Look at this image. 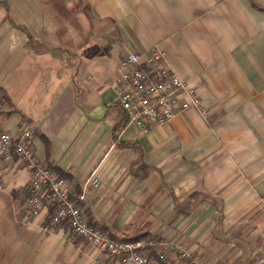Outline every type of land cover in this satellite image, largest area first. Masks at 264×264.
Here are the masks:
<instances>
[{"label":"crops","instance_id":"obj_1","mask_svg":"<svg viewBox=\"0 0 264 264\" xmlns=\"http://www.w3.org/2000/svg\"><path fill=\"white\" fill-rule=\"evenodd\" d=\"M154 48L206 117L187 110L146 131L127 121L119 63ZM0 127L28 130L74 197L96 171L100 186L77 204L109 238L163 226L201 264H264V0H0ZM0 178V264H119L27 216L15 158H0Z\"/></svg>","mask_w":264,"mask_h":264},{"label":"built area","instance_id":"obj_2","mask_svg":"<svg viewBox=\"0 0 264 264\" xmlns=\"http://www.w3.org/2000/svg\"><path fill=\"white\" fill-rule=\"evenodd\" d=\"M163 60V52L154 48L144 59L131 52L119 63V77L114 87L117 103L127 121L142 131L168 123L187 110L207 116L196 89L165 67ZM0 158L3 161L15 158L28 170L25 210L28 217L45 214L43 231L66 226L72 235L81 238L106 258H118L119 264H157L141 241L109 238L88 224L82 215L77 202L83 200L89 188L100 186L96 171L84 181L81 195L72 196L63 179L35 156L28 130L23 131L19 138H13L0 127ZM2 187L0 178V189ZM190 264L201 263L191 258Z\"/></svg>","mask_w":264,"mask_h":264},{"label":"rangeland","instance_id":"obj_3","mask_svg":"<svg viewBox=\"0 0 264 264\" xmlns=\"http://www.w3.org/2000/svg\"><path fill=\"white\" fill-rule=\"evenodd\" d=\"M166 228L163 226H157L155 227L154 231H152V233H130L128 234L126 237L128 239H133L136 238L137 236H143L140 240L145 248V250L147 251L148 254H150L149 256L151 258H153L152 253H156V255H161L163 260H167V259H176L177 262H180L186 258H196L199 260V257L197 255H189V257L184 255V251H183V246L188 245L187 243L185 244L183 241V235L182 238L180 239V242H171L168 240V238H163L162 232L165 230ZM177 230V228H175ZM116 239H121L122 238H116ZM186 257V258H184ZM154 260V258H153ZM239 264H252L253 260L249 259V258H245V259H241L238 260ZM238 262H235L236 264ZM255 262V261H254ZM186 262H184L183 264H185ZM220 262H218L219 264Z\"/></svg>","mask_w":264,"mask_h":264},{"label":"trees","instance_id":"obj_4","mask_svg":"<svg viewBox=\"0 0 264 264\" xmlns=\"http://www.w3.org/2000/svg\"><path fill=\"white\" fill-rule=\"evenodd\" d=\"M117 129H119V126L117 127ZM113 239V238H112ZM136 240H139V238H137V239H134V240H122V241H125V242H135ZM157 262H158V264H166L165 262H164V260H163V258H162V256L161 255H158L157 257ZM186 264H190V259L189 258H186Z\"/></svg>","mask_w":264,"mask_h":264}]
</instances>
